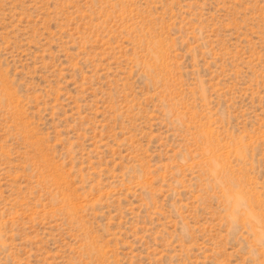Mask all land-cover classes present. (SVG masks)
Wrapping results in <instances>:
<instances>
[{
    "label": "rangeland",
    "instance_id": "obj_1",
    "mask_svg": "<svg viewBox=\"0 0 264 264\" xmlns=\"http://www.w3.org/2000/svg\"><path fill=\"white\" fill-rule=\"evenodd\" d=\"M0 264H264V0H0Z\"/></svg>",
    "mask_w": 264,
    "mask_h": 264
},
{
    "label": "clouds",
    "instance_id": "obj_2",
    "mask_svg": "<svg viewBox=\"0 0 264 264\" xmlns=\"http://www.w3.org/2000/svg\"><path fill=\"white\" fill-rule=\"evenodd\" d=\"M245 216L251 218L252 214L247 209L243 196L237 193L230 198V213L226 217V223L231 227Z\"/></svg>",
    "mask_w": 264,
    "mask_h": 264
}]
</instances>
